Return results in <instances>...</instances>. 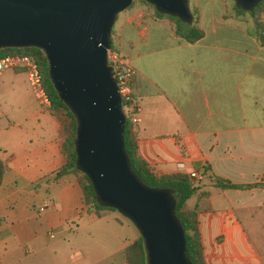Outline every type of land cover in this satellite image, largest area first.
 Wrapping results in <instances>:
<instances>
[{
    "label": "crops",
    "instance_id": "crops-1",
    "mask_svg": "<svg viewBox=\"0 0 264 264\" xmlns=\"http://www.w3.org/2000/svg\"><path fill=\"white\" fill-rule=\"evenodd\" d=\"M234 6L233 0H187L203 32L191 43L142 5L117 13L109 37L134 70L138 156L156 176L195 173L190 180L203 196L193 194L183 207L197 206L204 262L264 264V13L257 29ZM61 138L60 120L39 105L25 74L3 70L0 264H36L40 253H49L53 264H84L55 258L63 244L42 243L39 233L54 229L69 245L103 226L97 222L109 211L95 215L75 177L53 178L63 163ZM217 180L246 187L221 188ZM115 226L104 228L100 240H110L119 264H126L122 251L138 234L128 239L118 232L119 220Z\"/></svg>",
    "mask_w": 264,
    "mask_h": 264
},
{
    "label": "water",
    "instance_id": "water-1",
    "mask_svg": "<svg viewBox=\"0 0 264 264\" xmlns=\"http://www.w3.org/2000/svg\"><path fill=\"white\" fill-rule=\"evenodd\" d=\"M132 0H0V49L34 47L75 122L76 165L101 203L128 219L147 250V264H190L174 202L141 183L123 145L124 115L106 61L117 13ZM158 13L189 21L187 0H144ZM249 10L261 0H233Z\"/></svg>",
    "mask_w": 264,
    "mask_h": 264
},
{
    "label": "trees",
    "instance_id": "trees-1",
    "mask_svg": "<svg viewBox=\"0 0 264 264\" xmlns=\"http://www.w3.org/2000/svg\"><path fill=\"white\" fill-rule=\"evenodd\" d=\"M134 1L135 0H132L124 10L131 9L134 6ZM139 1L145 5L144 7L147 9V12L151 11L154 16L167 19L171 24L174 34L181 37L186 42L191 43L202 37L203 32L197 25V18L192 12H189V21H183L174 16L158 13L151 4L144 0ZM233 11L236 14L247 13L254 26L259 29L261 24L258 14L264 12V0L259 1L249 10H242L235 5ZM109 50L116 53L112 45L111 37H109ZM6 55H29L34 60L40 74L41 84L49 100V105L46 109L50 114L55 115L61 122L62 138L60 149L63 156V163L54 171L53 178L57 179L65 175L74 176L79 186L83 203L89 206L95 215L98 216L101 210H114L101 203L87 177L81 173L79 167L76 165V154L73 146L75 122L49 82L47 62L42 51L34 47H8L0 49V58ZM135 108L136 103L134 101L122 103L121 106L125 119L122 138L130 169L141 183L163 189L166 192L174 202L173 214L183 230L184 254L186 259L190 264H206L203 260L202 245L197 227V206L194 205L192 208L188 209L183 207V203L187 198L196 194L197 199H199L203 196V193H197V188L192 184L190 176L188 175L183 173H170L156 176L149 171L146 163L138 156L136 151V128L132 121V114ZM6 169V165L0 160V181ZM216 184L221 188L246 187V185H234L228 181L222 180H217ZM122 254L126 264H147V250L140 236L129 243L123 249Z\"/></svg>",
    "mask_w": 264,
    "mask_h": 264
},
{
    "label": "rangeland",
    "instance_id": "rangeland-1",
    "mask_svg": "<svg viewBox=\"0 0 264 264\" xmlns=\"http://www.w3.org/2000/svg\"><path fill=\"white\" fill-rule=\"evenodd\" d=\"M136 5L145 6L139 0L134 1V6ZM262 13L258 14L259 19L261 18ZM241 15H243L245 18L250 20V22L252 23L247 13H241ZM107 211L109 212L103 215L102 218L98 220L97 222V223H102L103 225L102 228L100 230L98 229L94 230L93 233L91 234V238L89 239L82 240V241H80V239H77L75 244L72 243L68 245L66 240L63 241L64 237L62 238V234L56 233L54 229L43 227L39 233V241H41L42 243L46 241H50V242H58L60 244H63V247L57 250L56 256H55V258L56 257L60 258L62 259V261L64 258H66L68 260L72 259V262H73L79 258L80 260L85 261L84 264H119V260H121V254L113 252L114 246L112 245V242L110 240H107V241L100 240L101 234L104 233V228L106 231L109 225L115 226L116 221L119 220L121 222V227H118V232L121 236L123 235L124 237L129 239L132 236H134L136 233L139 236V233L136 227L128 219L122 217L115 210H107ZM255 232L256 234L255 236H253V239L258 240L260 237V236L258 237L260 230L255 231ZM49 233H52V237L47 240ZM256 248L259 250L260 245L257 244ZM51 258L52 257L49 253L47 254L40 253L38 263L39 264H53L51 263ZM92 260H95V261L93 262ZM68 263L70 264L69 261ZM15 264H20V263H15ZM61 264H65V263L62 262Z\"/></svg>",
    "mask_w": 264,
    "mask_h": 264
},
{
    "label": "built area",
    "instance_id": "built-area-1",
    "mask_svg": "<svg viewBox=\"0 0 264 264\" xmlns=\"http://www.w3.org/2000/svg\"><path fill=\"white\" fill-rule=\"evenodd\" d=\"M106 61L112 67V76L115 80L119 102L122 106V103L132 101L129 83L134 70L125 58L115 52H111L109 49L106 51ZM6 69L23 72L26 76L29 89L36 101L42 107H48L49 100L41 84L37 65L29 55H6L1 57L0 73ZM132 121H135L133 117ZM189 176L194 177L195 173L191 172Z\"/></svg>",
    "mask_w": 264,
    "mask_h": 264
}]
</instances>
